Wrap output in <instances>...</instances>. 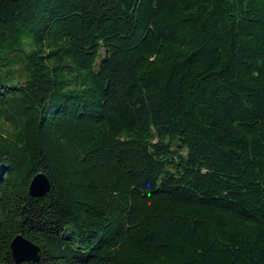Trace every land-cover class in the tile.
I'll use <instances>...</instances> for the list:
<instances>
[{"label": "trees", "instance_id": "trees-1", "mask_svg": "<svg viewBox=\"0 0 264 264\" xmlns=\"http://www.w3.org/2000/svg\"><path fill=\"white\" fill-rule=\"evenodd\" d=\"M16 236L19 264H264V0H0V264Z\"/></svg>", "mask_w": 264, "mask_h": 264}, {"label": "water", "instance_id": "water-1", "mask_svg": "<svg viewBox=\"0 0 264 264\" xmlns=\"http://www.w3.org/2000/svg\"><path fill=\"white\" fill-rule=\"evenodd\" d=\"M49 191V183L43 174H37L30 182L28 193L32 197L43 196ZM38 248L21 236H16L10 244L11 256L15 263L37 262Z\"/></svg>", "mask_w": 264, "mask_h": 264}, {"label": "clouds", "instance_id": "clouds-1", "mask_svg": "<svg viewBox=\"0 0 264 264\" xmlns=\"http://www.w3.org/2000/svg\"><path fill=\"white\" fill-rule=\"evenodd\" d=\"M6 127H10V125H5Z\"/></svg>", "mask_w": 264, "mask_h": 264}]
</instances>
